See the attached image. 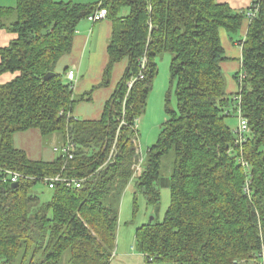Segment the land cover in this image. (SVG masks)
Here are the masks:
<instances>
[{"label": "trees", "instance_id": "1", "mask_svg": "<svg viewBox=\"0 0 264 264\" xmlns=\"http://www.w3.org/2000/svg\"><path fill=\"white\" fill-rule=\"evenodd\" d=\"M255 8L249 18L214 0H16L0 7V29L16 36L0 49V74H16L0 85V264H111L123 192L133 181L157 208L161 162L171 152L162 184L170 204L160 223L136 228L137 252L155 264H264V0H253L249 11ZM99 9L112 27L99 86L109 84L115 64L127 65L100 118L81 120L73 107L92 91L76 99L55 70L79 23ZM244 20V79L239 85L235 75L238 90L228 94L219 30L236 36ZM163 54L171 56L166 118L134 178V119L144 113ZM139 72L143 79L129 89ZM237 108L249 129L240 144L226 123ZM29 130L68 139L73 159L30 160L13 145L14 134ZM4 171L22 176L17 187ZM57 175L82 182L49 189L43 179ZM37 186L51 191L49 201Z\"/></svg>", "mask_w": 264, "mask_h": 264}, {"label": "crops", "instance_id": "2", "mask_svg": "<svg viewBox=\"0 0 264 264\" xmlns=\"http://www.w3.org/2000/svg\"><path fill=\"white\" fill-rule=\"evenodd\" d=\"M77 4L94 3L98 0H71ZM218 5H226L232 11L249 13L253 0H214ZM16 0H0V7H14ZM248 20H244L238 35L230 37L223 29L219 30L221 45L226 60L221 68L226 77V91L228 94L237 92L238 86L234 79L241 70L242 48L241 41L246 35ZM111 22L107 19L96 23L83 20L79 23L69 54L59 60L56 72L62 74L65 82L67 71L73 70L75 82L72 83L73 95L76 99L86 97L90 91V100H81L73 107L72 116L81 120H98L104 104L112 95L116 84L126 68L127 61L122 60L115 64L107 86H99L103 71L107 63L106 48L111 35ZM15 35L8 29H0V49L7 47ZM16 74H0V85H4L15 78ZM69 83V82H68ZM59 141V142H58ZM15 148L25 152L33 161H53L60 155L63 145L61 136L55 135L48 141L42 139L38 130H29L16 133L13 136Z\"/></svg>", "mask_w": 264, "mask_h": 264}, {"label": "rangeland", "instance_id": "3", "mask_svg": "<svg viewBox=\"0 0 264 264\" xmlns=\"http://www.w3.org/2000/svg\"><path fill=\"white\" fill-rule=\"evenodd\" d=\"M170 59L171 56L169 54H163L156 60L157 75L153 80L144 113L141 115L138 124L137 130L139 135L137 138V146L138 153L142 159H144L147 149L156 142L166 118L165 96L169 90ZM171 105L172 108L175 107L173 90H171ZM230 112L231 116L227 118L226 123L235 131L238 126V117L232 112V109H230ZM44 140L47 141V139ZM173 160L172 152L162 159L159 182L160 200L157 208L156 206L147 204L144 195L135 189L133 181L128 184L123 192L119 202L116 247L111 264H155L146 262L144 256L137 252L134 240L135 230L143 224L150 222L160 223L163 220L164 214L170 204V192L162 184L164 180L169 179ZM36 192L42 202L50 200L51 191L47 187L37 186Z\"/></svg>", "mask_w": 264, "mask_h": 264}, {"label": "built area", "instance_id": "4", "mask_svg": "<svg viewBox=\"0 0 264 264\" xmlns=\"http://www.w3.org/2000/svg\"><path fill=\"white\" fill-rule=\"evenodd\" d=\"M256 12H257V8H255L253 10H250L247 15H248L249 18H252V17H254ZM106 16H107V11L105 9H99L98 11L93 13L92 15L88 16L87 20L92 22V23H96V22H99L101 20L106 19ZM145 63H146V57L144 55L142 57V59H141V64H140L141 69H144ZM66 79L71 85H72L73 82H75L76 77H75V73H74L73 70L67 71ZM137 79H143V73L142 72H139L137 77H135V78H133V79H131L129 81V83H128V88L129 89L131 88L132 84ZM243 79H244V73L240 70L239 74H238L239 85H241V82H242ZM236 100H237L236 102L238 103L239 102V97L236 98ZM235 114L238 117V126L235 129V133L237 134V137H238L237 138V143L240 144V143L243 142L244 135L246 133H248L249 129H248L247 121L242 116L241 111H240L239 108H237ZM139 122H140L139 118L134 119V130H136L138 128ZM123 124H124V119L122 117L121 120H120V126H122ZM134 144H135V146L137 148V153H138L137 141H135ZM74 151H75V145L73 143H71V141H69L68 139L65 141V143H63L62 147L60 148V154L65 155L68 160H72L73 159ZM114 151H115V143L112 146L108 161L112 157ZM139 156H140V158H139L138 163L133 167V169H134V175H133L134 178L140 176V174H141L142 158H141L140 154H139ZM4 172L7 175V178L9 179V181L12 184H15V183L18 184V181L22 178V176L19 173H17V172H12V171H4ZM59 182L65 183V185L67 187L74 186V187L78 188L82 181L81 180H76V179H70V178L61 177L60 175H57V176H55L53 178L45 177L43 179V183L49 189H52L54 187V184L59 183Z\"/></svg>", "mask_w": 264, "mask_h": 264}, {"label": "water", "instance_id": "5", "mask_svg": "<svg viewBox=\"0 0 264 264\" xmlns=\"http://www.w3.org/2000/svg\"><path fill=\"white\" fill-rule=\"evenodd\" d=\"M52 75H46L45 77H44V79L45 80H47L49 77H51ZM18 186V184L17 183H15V184H12V188H15V187H17ZM151 223V222H150Z\"/></svg>", "mask_w": 264, "mask_h": 264}, {"label": "bare ground", "instance_id": "6", "mask_svg": "<svg viewBox=\"0 0 264 264\" xmlns=\"http://www.w3.org/2000/svg\"><path fill=\"white\" fill-rule=\"evenodd\" d=\"M150 262V261H149Z\"/></svg>", "mask_w": 264, "mask_h": 264}]
</instances>
